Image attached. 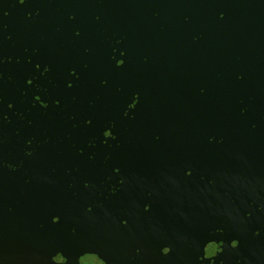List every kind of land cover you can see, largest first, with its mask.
<instances>
[{
    "label": "water",
    "instance_id": "obj_1",
    "mask_svg": "<svg viewBox=\"0 0 264 264\" xmlns=\"http://www.w3.org/2000/svg\"><path fill=\"white\" fill-rule=\"evenodd\" d=\"M0 61V264H59L58 251L68 264H264V234L253 235L264 226V0H0ZM129 93L140 103L123 118ZM111 119L119 148L99 135ZM54 206L65 211L59 226ZM161 237L172 245L167 257ZM206 237L215 240L206 255L222 239L223 251L201 261Z\"/></svg>",
    "mask_w": 264,
    "mask_h": 264
},
{
    "label": "snow or ice",
    "instance_id": "obj_2",
    "mask_svg": "<svg viewBox=\"0 0 264 264\" xmlns=\"http://www.w3.org/2000/svg\"><path fill=\"white\" fill-rule=\"evenodd\" d=\"M19 4L23 5L26 3V0H18ZM39 13H37L38 15ZM5 15H7V13H5ZM97 20H99V17H96ZM219 19L220 20H223L224 19V15H222V13L219 15ZM69 20L71 21H74L75 20V17L74 16H69ZM80 30L77 29L75 31V35L77 37L80 36ZM117 44H121L123 43L121 40H117L116 41ZM89 50L88 49H85V52H88ZM113 51H115V49H113ZM120 56L121 57H125V51H121L120 52ZM111 59L113 61H115V65L114 67L116 69H123L125 67V59H116L115 55H112L111 56ZM0 63H2V61H0ZM29 63H31V60H29ZM36 67V70L37 71H40V68H41V64L40 63H37L35 65ZM83 68L84 69H87L88 68V65L87 64H84L83 65ZM50 71V67L45 65L44 68H43V71L40 73L42 76L45 74V73H48ZM68 74L69 76L71 77H75L76 80L78 81L80 79V77L77 75V72L75 70V68H70L68 70ZM0 79H2V76H0ZM238 79H243V77H238ZM27 84L28 85H32L33 84V79H28L27 80ZM101 84L103 86H107L108 85V80L107 79H104L101 81ZM73 83L72 82H68L67 83V88L68 89H72L73 88ZM77 87L79 86L78 84L76 85ZM38 88V91H42L44 92L45 94L48 92V89H40L39 86H37ZM117 92H122L123 89L122 88H117L116 89ZM200 92L201 94H203L205 92V89L203 87L200 88ZM26 95V93H25ZM97 99H99V97H97ZM129 99H130V102L126 103V105L124 106L123 110H122V117L123 118H129L130 117V113H133L137 106L139 105L140 103V99L136 100L135 102H133V99H132V93H129ZM34 100L35 102H38L39 103V106L41 109H44V110H47L49 108V103H46L44 102L42 99H41V96L40 95H36L34 97ZM72 100L75 101L76 100V96H72ZM54 104L56 107H60V104H61V101L59 99L55 100L54 101ZM241 104H243V101H241ZM129 105L132 106V110L131 112H129L127 109L129 108ZM36 104L34 103L33 104V107H35ZM9 107H11V105H9ZM247 111V109L245 108H242L241 109V114L243 115L245 112ZM46 114V113H45ZM132 119H135V116H131ZM4 119L6 120L7 117H4ZM68 119L72 120V121H75L76 120V116L73 115L71 117H69ZM93 118H88V119H85L83 121V123L85 124V126H92L93 124ZM72 127L75 129L78 127L77 124L73 123L72 124ZM253 127H255V125H253ZM116 128V122H115V119H111L109 121H107L104 126H103V130L99 133L100 136H102L104 139H103V144L105 146H108V141L111 140L113 142H115V148H119L121 147V142L118 140V136L117 135H114L113 133V129ZM154 139L156 141H159L161 139L160 135L158 134H155L154 135ZM216 140V136L215 135H212L210 134L209 135V143H212L213 141ZM222 142V140L220 141ZM33 143V139H29L28 140V144L29 146H31V144ZM97 143H98V137L96 135H92L89 137L88 141H87V146L89 149H95L97 147ZM73 147H75V145H73ZM111 147V146H110ZM27 156H31L32 155V152L29 151L26 153ZM78 155L80 156H85V152H84V149L83 148H80L79 151H78ZM95 152H90L88 155H87V160L89 162H94L95 161ZM111 159V155H106L105 156V164H107V162ZM10 165V164H9ZM117 175H119L121 173V167L120 166H115L113 169H112ZM13 171H15V169H13ZM193 175V172L191 170V165H188L187 166V170L185 171V176L186 178H191ZM203 178V177H201ZM108 180L111 181V177L109 176L108 177ZM209 183H211V181H209ZM125 184V180L122 178L119 180L118 184H113L111 186V191H110V197H117L118 193H120L122 190H123V186ZM69 187H71V185H69ZM83 187L85 189H90L93 187V184L90 180H85L83 182ZM152 197H153V192L152 191H146L144 194H143V199L145 201L144 205H143V213L145 214H148L151 212V208L149 207H146V205H151V202H152ZM105 199H108V197H105ZM103 205H101L102 207ZM95 205H92V204H89L85 207V211L87 214H91L93 212V209H94ZM258 211L260 212H264V205H261L260 208L258 209ZM49 214H50V223L51 225H54V226H59L63 223V220L62 218L65 216V211L64 209L60 208V207H52L50 210H49ZM126 215V213H124L123 211L121 212V216H124ZM246 218L251 220L252 219V213L251 212H247L246 213ZM129 219H123L122 220V226L127 228L128 227V224H129ZM41 228L44 227L43 224L40 225ZM219 232V234L221 236H223L225 233H224V230L223 229H218L217 230ZM78 229L75 225L71 226V229H70V237L75 239L78 237ZM262 234H264V226H261V227H256L254 230H253V235L255 237H260ZM210 241H215L211 238H208L206 237L205 240L203 241L204 243V247H203V256L200 257L201 261L203 260H211L213 257H216L218 253H221L223 251V244H224V240L222 239L218 245V252L217 253H214L213 255H206V245L209 244ZM160 244H162L163 246L160 248V252L163 254V256L167 257L170 255L171 251H172V245H171V242L168 241L165 237H161L160 241H159ZM239 239L238 238H233L231 239L230 241V246L232 249H237L238 246H239ZM139 251V250H138ZM89 252H94V251H86L84 252L85 253H89ZM82 254V255H84ZM80 255V256H82ZM79 256V257H80ZM52 261H59V264H68V261L66 260L65 256L62 255L59 251L53 255L51 257ZM99 264H103V261H100Z\"/></svg>",
    "mask_w": 264,
    "mask_h": 264
}]
</instances>
